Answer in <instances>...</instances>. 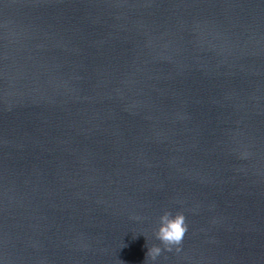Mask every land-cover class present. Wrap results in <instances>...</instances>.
I'll list each match as a JSON object with an SVG mask.
<instances>
[{"label": "water", "instance_id": "95a60500", "mask_svg": "<svg viewBox=\"0 0 264 264\" xmlns=\"http://www.w3.org/2000/svg\"><path fill=\"white\" fill-rule=\"evenodd\" d=\"M0 264H264V0H0Z\"/></svg>", "mask_w": 264, "mask_h": 264}, {"label": "clouds", "instance_id": "9594fccd", "mask_svg": "<svg viewBox=\"0 0 264 264\" xmlns=\"http://www.w3.org/2000/svg\"><path fill=\"white\" fill-rule=\"evenodd\" d=\"M187 231L188 225L183 212L173 213L171 210L164 211L159 217V224L156 230V238L162 242L164 248L160 245H153L148 248L146 256H151L155 260L165 249L171 251L174 246L177 251H180L179 245L183 241Z\"/></svg>", "mask_w": 264, "mask_h": 264}]
</instances>
